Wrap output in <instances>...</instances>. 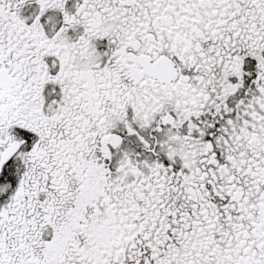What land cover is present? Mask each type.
Wrapping results in <instances>:
<instances>
[{"label": "snow or ice", "instance_id": "1", "mask_svg": "<svg viewBox=\"0 0 264 264\" xmlns=\"http://www.w3.org/2000/svg\"><path fill=\"white\" fill-rule=\"evenodd\" d=\"M0 264H264V0H0Z\"/></svg>", "mask_w": 264, "mask_h": 264}]
</instances>
